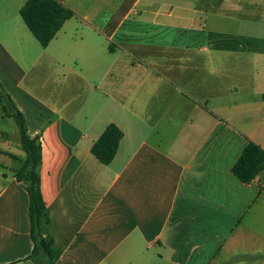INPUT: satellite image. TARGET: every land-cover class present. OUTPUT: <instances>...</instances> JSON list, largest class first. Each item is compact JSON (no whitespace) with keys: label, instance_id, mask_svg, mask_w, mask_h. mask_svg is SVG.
<instances>
[{"label":"crops","instance_id":"obj_1","mask_svg":"<svg viewBox=\"0 0 264 264\" xmlns=\"http://www.w3.org/2000/svg\"><path fill=\"white\" fill-rule=\"evenodd\" d=\"M58 1L75 16L46 48L0 34V83L42 146L55 264H264V171L232 173L248 140L264 149V0ZM112 123L103 165L91 148ZM25 157L0 104V264H39Z\"/></svg>","mask_w":264,"mask_h":264},{"label":"trees","instance_id":"obj_2","mask_svg":"<svg viewBox=\"0 0 264 264\" xmlns=\"http://www.w3.org/2000/svg\"><path fill=\"white\" fill-rule=\"evenodd\" d=\"M20 16L33 37L46 48L75 13L58 0H27L20 9ZM0 104L5 116L13 118L19 129L23 149L26 153L23 165L16 172V179L23 183L29 197L28 216L33 250L30 259L39 264H55L60 253L54 248L52 240L45 238V228L51 220L40 188V167L42 146L39 136L28 134L24 114L0 83ZM123 131L115 124L106 127L91 148L92 155L103 165L115 159ZM264 171V149L248 140L240 157L232 168L233 175L242 183L252 182Z\"/></svg>","mask_w":264,"mask_h":264},{"label":"rangeland","instance_id":"obj_3","mask_svg":"<svg viewBox=\"0 0 264 264\" xmlns=\"http://www.w3.org/2000/svg\"><path fill=\"white\" fill-rule=\"evenodd\" d=\"M22 1L25 0H0V34H4L5 28H24L28 33V28L20 16V9L24 3ZM255 15L258 22L255 28H263L264 18L259 13Z\"/></svg>","mask_w":264,"mask_h":264},{"label":"bare ground","instance_id":"obj_4","mask_svg":"<svg viewBox=\"0 0 264 264\" xmlns=\"http://www.w3.org/2000/svg\"><path fill=\"white\" fill-rule=\"evenodd\" d=\"M2 137V136H1Z\"/></svg>","mask_w":264,"mask_h":264}]
</instances>
